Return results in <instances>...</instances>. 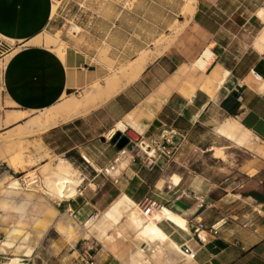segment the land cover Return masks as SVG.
Wrapping results in <instances>:
<instances>
[{"label":"crops","instance_id":"obj_1","mask_svg":"<svg viewBox=\"0 0 264 264\" xmlns=\"http://www.w3.org/2000/svg\"><path fill=\"white\" fill-rule=\"evenodd\" d=\"M57 1L60 0H0V35L15 42L1 67V87L5 98L18 106V110H44L57 104L69 92L105 75L87 62L85 41L68 38L63 57L43 41H33L55 22L56 9L53 15L51 12ZM212 5L213 0L196 2L189 26L201 35L195 36L197 40L193 46L187 45L191 39L189 30H185L177 46L156 57L138 79L102 103L96 113L86 115V122L98 117L100 129L96 136L86 138V147L80 149L89 158L86 167L104 166L112 162L119 149L112 140L98 143L95 139H102L103 131L116 122L123 121L127 129H133L139 137L147 134L153 139L161 130L160 136L165 135L171 113L193 124L197 117L212 114L214 110L225 117L214 127L215 132L230 126L232 137L217 133L223 141L216 140L217 145L209 144V148V145L201 147V153L210 151L212 162H215V159L225 158L228 147L246 148V144H253L252 149H245L246 155L234 163L214 165L210 162L201 167H187L175 183L169 171L166 173L169 160L157 148L152 150V158L133 146L129 149L132 141H128L126 148L130 152L136 150V154L133 158L126 157L118 174L114 177L104 174L99 184L90 181L99 189L109 184L95 201L88 200L85 195L82 202L75 196L63 200L65 211L69 215L77 212L78 219L81 212L87 216L98 211L94 219H85L82 227L78 225L77 237L82 236L75 239L74 244L61 246L53 253L58 255L66 250L55 264H88L87 259H91L92 264H264V85L256 77V73L264 75V20L248 16L237 21L227 16L226 19L241 26L251 21L259 24L249 51H253L254 61L245 63L244 59L242 66H236L239 60L229 61L214 46L206 45L201 50L219 28L210 29L203 21L204 14L212 11ZM206 47L211 49L212 57L200 69L192 63ZM206 78L218 86L214 97L201 90ZM203 123L207 125L212 121ZM237 139H241L240 144ZM215 147L222 149L223 158L214 154ZM148 158L153 160L152 165L146 164ZM86 178L84 174L82 182L85 184ZM160 178L166 190L153 198L150 190ZM173 186L177 188L175 192ZM154 199L162 204L154 210L179 213L186 219L187 228L162 218L159 224L174 243H161L151 237L146 256L141 251V240L129 236L131 232L124 216L135 205L140 203L143 207L148 200ZM107 205L112 209L102 211ZM220 218H224L225 223L217 233H212L209 225ZM195 226L200 236L196 235ZM111 237L119 241L112 242ZM184 244L196 249L193 257L182 256L175 247ZM10 246L11 243L5 247L1 245L0 249L7 251ZM25 246L18 243L16 252L22 254ZM15 257L22 263L25 259L20 256L10 259ZM7 262L0 260V264Z\"/></svg>","mask_w":264,"mask_h":264},{"label":"rangeland","instance_id":"obj_2","mask_svg":"<svg viewBox=\"0 0 264 264\" xmlns=\"http://www.w3.org/2000/svg\"><path fill=\"white\" fill-rule=\"evenodd\" d=\"M213 2L212 11L208 10L204 14L203 21L210 29L216 26L219 28L214 35L210 36L209 41L203 44L201 50L206 45L214 46V48L220 49L222 56L229 61L236 62L239 60L236 66H242L244 59H246L245 63H252L254 61V53H252L253 51L249 53V51L259 24L256 21H251L250 23L247 22L245 26H241L226 18L228 15L237 21H242L248 16L255 18L257 16L255 11L259 6H263L264 0H213ZM185 4L184 0H60L57 1L56 20L50 27L42 31L41 40L43 41L44 37L49 35L52 39H55V43H61L62 48H65L68 38H76L75 40L80 42L85 41L87 62L92 67L99 68L103 75L105 74L102 77L104 78L116 72L117 69L140 52L149 48L153 49L169 41L171 44L164 50V52H167L170 48L177 46L180 40L179 37L185 30H189L188 33L191 39V42H188L187 45L193 46L197 40L195 36L199 37L201 34L200 32L198 33L197 29L189 26L195 11L193 15L185 12ZM74 26H79L80 29L75 31ZM85 35L86 39L84 40ZM14 46L15 42L13 40L0 35V153L1 149L4 151V146L7 144L5 141L3 142L4 138L6 140L13 138L15 133L24 129L25 120L38 116L40 112L44 111H39L38 109L18 110L19 107L7 100L2 92L1 67ZM198 54L191 58L190 61ZM92 83H88L64 96H79ZM99 107L91 109L84 113L85 115L82 114L44 131L28 135L23 139L27 142V147L22 151L20 150L23 152L21 154L23 157L30 158L35 152L31 143L39 139L49 149V154L59 155L71 162L73 167L82 174V180L84 174H86V184L82 181L79 182L76 187V194L73 195L80 202H82L84 195L87 196L88 200L95 201L101 191L109 188L108 183H106V187L103 186L102 189H99V187H94L90 182L93 181L99 184L100 179L104 177V173L95 170L90 165L86 167L88 162L81 155L86 153L80 149L86 147V138L92 135L96 136V132L100 129L97 122L98 117L96 120L91 119V121L86 122V115H93L98 111ZM21 112L25 113L24 119L14 121L13 115ZM173 118L175 119L173 120ZM224 118V114H219L214 110L212 114L208 113L197 117V120L190 124L189 121L177 117L175 113L170 114V124L168 130L164 132V136L170 137V146L173 145V153L170 156H163L169 160V169L166 173L169 171L172 182L176 183L187 167H201L206 163L207 165L210 164V162L214 165H217V163L221 165L223 162L234 163L246 155L245 149H252L253 144H246V148L242 146L228 147L225 149V158L215 159V162H212L214 160L211 158L210 151L201 153V147L209 144L215 146L217 145L216 140L223 141L221 136L215 132L214 127ZM205 121H212V123L205 125L203 123ZM109 128H106L101 134L104 139L96 138L95 141L101 143L105 140H111L105 136ZM160 133L153 139L148 137L147 134H143L142 139L144 142L141 141L140 145H147L148 150L156 148L162 139ZM131 137L133 140L137 139L136 136L131 135ZM132 146L138 148L132 142V144L128 145L129 149H132ZM76 148H79L80 151L77 152ZM11 150L15 151L17 148L13 147ZM125 150L128 149L125 148ZM140 151L143 150L140 148ZM8 152L12 151L8 148ZM122 155L125 156V160L126 157H129L127 152L123 151L118 154V158ZM49 160L50 157L45 156L34 163L33 166H27V169L14 171L0 157V177L6 176L4 179L5 183L2 182V184H6V181L16 177L21 184L20 190L31 192L33 198L32 202L24 206L25 208L16 209L18 211L14 210L9 204L1 205L0 203V246L4 245L5 247V245L11 243L7 251L0 249V260L5 263L10 257L20 256L25 258L23 260L24 264H55V260L60 258L61 254L66 253V250L63 249V252L58 253V255H53V253L61 246L74 244L78 237L82 236L79 235L77 237L76 230L82 227L83 221L85 219L92 220L97 216L95 214L98 211L97 209L95 212L87 214V216L85 212H81L78 214L79 219L82 221L80 222L75 215L77 212L74 211L72 215H69L68 211H65L62 203L64 202L63 200H66V197H63L61 204H58L59 199H52L42 191L43 182L39 167ZM90 168L92 169L90 170ZM28 171L34 172L32 176L36 175L38 178L37 183H35L39 185H37L38 187L35 186V188L33 185L34 188H27L29 186H27V179L24 175ZM158 181V183L156 182L152 185L150 190V193H154L153 198L158 197L159 193L166 190L163 187V179L160 178ZM172 190L175 192L177 188L173 186ZM110 209H112L110 205H107L102 211L107 212ZM152 211L156 210L152 208ZM127 227L131 232L129 236L133 239L135 237L133 231L129 226ZM121 230L125 232L124 228H121ZM67 232L72 235L69 236ZM111 240L112 242L119 241L115 237H111ZM18 243L26 245L24 254L16 252L15 248ZM110 248L114 250V246Z\"/></svg>","mask_w":264,"mask_h":264},{"label":"bare ground","instance_id":"obj_3","mask_svg":"<svg viewBox=\"0 0 264 264\" xmlns=\"http://www.w3.org/2000/svg\"><path fill=\"white\" fill-rule=\"evenodd\" d=\"M185 8L184 11L192 15L195 10V5L197 0H184ZM55 4L52 7L51 14L55 12ZM260 19L264 20V5L259 7L255 11ZM183 26V25H182ZM76 30H79V26H74ZM34 42H42L41 36H37ZM45 44L50 45L54 50L61 56H64L63 48L61 43H55V39H52L51 36L47 35L44 37ZM171 44V42L166 41L162 45L155 47L153 49H148L137 57L129 60L126 64L117 69L116 72L111 73L99 81H95L79 96H64L60 103L54 104L44 111L40 112L38 116L32 117L29 120L24 121V129L21 132L15 133L13 138L3 139L7 144L4 146V151L1 149L0 157L5 160L9 167H12L14 171L18 169H27V166H33L34 163L38 162L45 156H49L50 160L45 164L40 165V172L42 175V191L50 196L52 199H62L63 197H72L76 194V187L79 182L82 181V177L77 171L71 162H69L64 157L59 155L49 154V149L39 141L32 142L31 145L35 149L34 154L30 158L23 157L21 154L22 150L26 148L25 137L30 134H35L50 127H53L57 124L65 122L71 118L78 117L80 115H85L84 113L95 109L96 107L101 106L102 103L109 100L117 93L122 91L127 85L134 82L140 77L142 72L146 69L148 64L152 62L156 57L161 55L164 50ZM212 57V51L209 47H206L199 55V57L192 63L194 66L202 69L204 68L209 59ZM258 82H263L264 85V75L256 73ZM218 86L215 85L212 79L206 78L201 85V90L205 91L210 97H214L215 89ZM183 89V88H182ZM184 91V90H183ZM185 93V92H184ZM25 113L21 112L13 115L14 121L24 119ZM127 128L126 123L123 121L116 122L112 127H110L105 136L111 137L116 130H124ZM174 130V129H173ZM217 133L232 137L231 127L227 126L218 130ZM219 135V134H218ZM6 137V136H5ZM1 141V140H0ZM144 142V141H143ZM237 143H241V139H237ZM1 143V142H0ZM142 143V142H141ZM5 144V143H4ZM144 144V143H143ZM2 147V146H1ZM13 147H16L17 150H11ZM8 148L12 152H8ZM141 150L145 152H150L151 150L147 149V145L141 146ZM139 148V150H140ZM21 150V151H20ZM129 155L131 152L129 150H124ZM214 154L216 156L224 157L222 149L219 147L214 148ZM149 159V158H148ZM55 161V162H54ZM153 161V160H152ZM90 162V161H89ZM154 163V162H153ZM125 165V156H120L117 160V164L114 169L109 170L111 174L118 173L120 167ZM99 169L98 166H96ZM34 173V172H33ZM32 171H28L24 177L27 179V188L37 186L35 184V176H32ZM8 177V175H7ZM6 176L0 177V203L1 205L9 204L14 210L23 209L24 206L32 202V193L21 191V184L18 178H10L11 180L6 181V184H2ZM5 183V182H4ZM39 186V185H38ZM37 186V187H38ZM33 187V188H34ZM23 188V187H22ZM36 188V187H35ZM35 190V189H34ZM35 198V197H34ZM52 206V205H51ZM11 208V207H9ZM12 209V210H13ZM20 209V210H21ZM18 211V210H16ZM56 211V209H55ZM162 218H166L180 226L187 228L186 219L181 216L179 213L172 211L157 212L149 210L145 211L140 204L135 205L130 209L124 216L125 222L133 231L135 239H139L142 242L143 248L141 249L142 253L147 255L146 246L151 245V237H156L161 243L172 241L169 239V236L160 226L159 221ZM77 227V226H75ZM78 229V228H77ZM73 230V229H72ZM71 230V231H72ZM79 231V230H76ZM70 236L72 234L68 233ZM174 243V242H173ZM172 243V244H173ZM30 244V243H29ZM195 246V245H194ZM145 247V248H144ZM178 249L179 246L175 245ZM166 253V252H165ZM7 264H23L20 258H11L8 260Z\"/></svg>","mask_w":264,"mask_h":264},{"label":"built area","instance_id":"obj_4","mask_svg":"<svg viewBox=\"0 0 264 264\" xmlns=\"http://www.w3.org/2000/svg\"><path fill=\"white\" fill-rule=\"evenodd\" d=\"M74 28V27H73ZM75 31H78V30H75ZM127 129V128H126ZM126 129H124V130H119L120 132H126ZM117 131V130H116ZM115 131V132H116ZM114 132V133H115ZM113 133V134H114ZM113 135H111V137H112ZM111 137H108L107 139H111ZM129 141H132L138 148H140L141 147V145H140V143H141V141H144L143 139H142V137L140 136L137 140H133V139H130ZM170 144H171V139H170V137H167V136H162V139L159 141V144H157V146H156V148L159 150V152L160 153H162L163 155H165V156H170L172 153H173V145H171L170 146ZM124 148H126V145L124 146V147H122V148H120L119 150H118V154L120 153V152H123V150H124ZM137 148V149H138ZM154 148H150V152H144L147 156H150V157H154V155L152 154V150H153ZM118 154L113 158V160H112V162H110V163H108V164H106V165H104V166H100L99 167V169H97L96 168V166H93V168L95 169V170H97V171H99V172H102V173H104V174H107V175H109V176H112V177H114V176H116L118 173H115V174H111L110 172H109V170H112V169H114L115 168V166H116V164H117V160H118ZM135 154H136V150L135 151H132L130 154H129V157H131V158H133L134 156H135ZM82 155V157H83V159L86 161V162H89V158L85 155V154H81ZM146 164H149V165H152L153 164V161L151 160V159H147V161H146ZM35 182H37L38 181V178L35 176V180H34ZM65 199H69V197H66ZM60 200H63V198L62 199H60ZM59 200V201H60ZM203 200H202V198H200V202H202ZM161 203H156V201L155 200H148L147 202H146V204L143 206V208L145 209V211L146 212H148L149 210H150V208H160L161 207ZM92 217V216H91ZM225 219L224 218H220V219H218V220H216V221H214V222H212L210 225H209V230L212 232V233H217L218 232V230L220 229V227L225 223ZM197 229H198V227L197 226H195V228H194V231L196 232V235H198V236H200V234L198 233V231H197ZM178 251L180 252V254L182 255V256H184V257H189V258H191V257H193L194 255H195V253H196V249H194V248H192V247H190L188 244H184L183 246H179V248H178ZM86 262L88 263V264H92L93 263V261L91 260V259H87L86 260Z\"/></svg>","mask_w":264,"mask_h":264},{"label":"water","instance_id":"obj_5","mask_svg":"<svg viewBox=\"0 0 264 264\" xmlns=\"http://www.w3.org/2000/svg\"><path fill=\"white\" fill-rule=\"evenodd\" d=\"M131 135H132V136H136L137 139L139 138V134H138L137 132H135V131H134L133 129H131V128H128V129H126V132H125L124 134H121V135H120V131L117 130V131L113 134V136L111 137V140H112L113 142H115L116 147H117L118 149H120V148L124 147V146L128 143L129 139H133V138L131 137ZM101 138L104 139V136H102ZM137 139H136V140H137Z\"/></svg>","mask_w":264,"mask_h":264},{"label":"flooded vegetation","instance_id":"obj_6","mask_svg":"<svg viewBox=\"0 0 264 264\" xmlns=\"http://www.w3.org/2000/svg\"><path fill=\"white\" fill-rule=\"evenodd\" d=\"M121 134H124V132H120V135H121ZM129 140H130V139H129Z\"/></svg>","mask_w":264,"mask_h":264}]
</instances>
